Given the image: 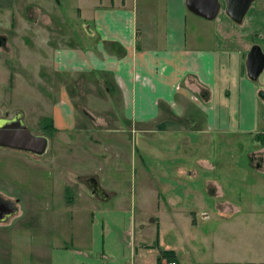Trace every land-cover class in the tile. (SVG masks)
I'll return each instance as SVG.
<instances>
[{
  "label": "crops",
  "instance_id": "1",
  "mask_svg": "<svg viewBox=\"0 0 264 264\" xmlns=\"http://www.w3.org/2000/svg\"><path fill=\"white\" fill-rule=\"evenodd\" d=\"M217 1V14L205 19L191 13L185 0H80L75 17L57 10L62 7L59 0H0V118L17 116L26 128L24 120L34 123L35 110L46 106V114L37 115L49 120L45 131L36 132L47 139L42 154L48 155L55 135L129 134L137 136L144 150L153 148L157 138L209 137L211 155L202 162L209 186L206 231L193 218L189 226L177 221L176 235L165 242L158 217L155 222L151 214L136 218L131 210L116 206L106 216L116 222L119 215L128 214V225L121 231L124 240L107 244L91 238L87 244L83 240L57 247L62 250L53 248L50 264H55L54 253L56 264H159L162 251L177 264H264V99L259 95L264 92V65L254 80L245 68L249 48L263 39L264 0H254L239 23L225 14V1ZM9 89L23 91L25 101L9 102ZM252 136L259 140L255 162L230 161L232 139ZM216 138L224 140V150ZM216 152L225 154L224 162L215 161ZM162 165L175 172L171 179L160 171L154 174L155 182L148 180L159 187L150 191L157 202L154 214L188 217L193 211L182 204V197L199 200L200 189L192 186L200 180L182 162L145 164L140 173L151 174ZM90 175L103 188V179ZM244 177H249L247 196L234 201L227 179ZM104 190L105 198L113 196L116 202L134 199L131 192ZM2 197L11 202L4 191ZM97 211L104 221L105 210ZM153 224L152 241H147L142 229ZM155 248L158 252L150 262L146 253Z\"/></svg>",
  "mask_w": 264,
  "mask_h": 264
},
{
  "label": "rangeland",
  "instance_id": "2",
  "mask_svg": "<svg viewBox=\"0 0 264 264\" xmlns=\"http://www.w3.org/2000/svg\"><path fill=\"white\" fill-rule=\"evenodd\" d=\"M59 2L62 7L57 6L58 11L66 16H76L75 6L80 4V0H59ZM256 45H259L264 51L263 39H257ZM2 61L3 56L0 53V69ZM8 92H10L9 102L15 99L18 101L26 99L23 91L16 90L15 93L9 89ZM43 92L44 90L41 88V95L44 94ZM42 105L41 108L39 107V111L35 110L34 123L24 120L26 129L32 133H36L38 130L45 131V121L49 123L47 118L37 117L39 112L44 114L47 112V107ZM0 116L3 117V75L1 71ZM121 136L118 133H110L106 136L101 133H96L95 136L83 134L79 137L67 138L55 135L51 138L52 146L48 155L41 154L39 157L24 154V151L21 150L0 147V194L2 197L4 191L12 198L11 202L6 203L7 213L0 211V264H50V253L53 248H56L57 251L62 250L59 248H69L83 240L87 244L91 238L107 244L115 243V239L124 240L121 231H124L122 229L128 225V214L126 217L119 215L116 222L108 220L106 216L107 213L113 212L112 210L116 209V206H123L127 210H131L130 216L134 215L136 218L142 214H146L147 217L151 214L154 216L155 222L158 217L164 228L162 239L165 242L172 241L176 235L175 222L177 221L181 225L189 226L193 218L197 227L201 231H206L209 186L207 165L202 162H207L211 155L208 135L205 133L197 135V137L179 135L176 138L171 136L157 138L152 141L151 147L153 148H145L146 150L137 143V136L135 138L130 137L129 134ZM254 137L233 138L232 142L229 141L231 142L229 146L232 147L228 152L229 160L232 158L246 163L249 159L255 162L258 156L255 146L257 147L259 144V140L257 141ZM216 139L218 140L217 144L220 145V151L224 150L226 144L224 140ZM178 140L181 141L178 142ZM79 146L83 151L79 150ZM239 148L242 150L241 152ZM100 154L103 156L100 157ZM258 154L260 153L258 152ZM224 160L225 154L216 152L215 161L224 162ZM172 162H182L200 180L199 185L192 186L194 189L199 187V200L191 199L186 195L182 197V204L193 211V214L189 213L188 217L167 218L164 216V211L154 214L157 202L153 200L150 191L154 192L159 187L155 185L156 183L150 185L148 180L155 182L158 176L154 174L160 171L164 173L162 176H170L171 179V175L175 172L172 166L165 168V165H162V170H150L151 174L148 175L140 173L139 167L145 164L152 167V164L155 163L168 164ZM197 162H201L199 167L196 166ZM194 166L196 168L192 170L191 168ZM90 173L103 179L104 182L101 183L103 190L108 188L126 194L131 192L134 199L127 198V200L116 202L113 196L102 199L91 195L86 184V179L94 176ZM183 175L186 176V168ZM227 180L229 183L232 182L233 191L230 195L234 201H237L236 198L247 196L249 184L245 180L248 181L249 177H244L243 181ZM246 184H248L247 187ZM161 195L159 192V200ZM16 197H20L21 200H15ZM0 204L3 205L1 198ZM245 204L250 205L246 201ZM100 209L105 210L104 221L101 220V213L96 212ZM5 214L8 216L3 218ZM154 224L146 225L142 229L141 234L147 241H152ZM100 225H102L101 229ZM99 234L102 235V238L98 236ZM137 236L138 230H136L135 238ZM125 242L127 241L125 240ZM157 252V248L148 253L145 252L150 262L154 260ZM56 258L57 253H54L53 263L55 262V264ZM163 259L168 258L163 257L160 262Z\"/></svg>",
  "mask_w": 264,
  "mask_h": 264
},
{
  "label": "water",
  "instance_id": "3",
  "mask_svg": "<svg viewBox=\"0 0 264 264\" xmlns=\"http://www.w3.org/2000/svg\"><path fill=\"white\" fill-rule=\"evenodd\" d=\"M225 14L235 23L241 22L245 12L254 0H224ZM186 8L193 14L205 19H212L219 10L217 0H185ZM264 40V34H263ZM264 65V53L259 45L253 44L245 57L246 76L254 80L261 72ZM259 95L264 99V92ZM17 116L12 118H0V147H7L34 154H42L47 146V139L42 135L30 133L20 122ZM86 184L92 195L105 198L106 194L101 190L93 177L86 179Z\"/></svg>",
  "mask_w": 264,
  "mask_h": 264
},
{
  "label": "flooded vegetation",
  "instance_id": "4",
  "mask_svg": "<svg viewBox=\"0 0 264 264\" xmlns=\"http://www.w3.org/2000/svg\"><path fill=\"white\" fill-rule=\"evenodd\" d=\"M6 203H7V202H3V205H1L2 203L0 204V211H3V213H7V212H6V208H7V207H6V205H7ZM7 209H8V208H7ZM9 211H10V210H9ZM9 213H10V212H9ZM9 213H8V214H9ZM8 214H5V216H4L3 218L7 217Z\"/></svg>",
  "mask_w": 264,
  "mask_h": 264
},
{
  "label": "built area",
  "instance_id": "5",
  "mask_svg": "<svg viewBox=\"0 0 264 264\" xmlns=\"http://www.w3.org/2000/svg\"><path fill=\"white\" fill-rule=\"evenodd\" d=\"M160 264H177V262L173 259H163L162 262H160Z\"/></svg>",
  "mask_w": 264,
  "mask_h": 264
},
{
  "label": "trees",
  "instance_id": "6",
  "mask_svg": "<svg viewBox=\"0 0 264 264\" xmlns=\"http://www.w3.org/2000/svg\"><path fill=\"white\" fill-rule=\"evenodd\" d=\"M47 120H48V118H47ZM48 121H49V120H48ZM48 124H49V123L45 121V126H46V127H47ZM47 129H49V128H47ZM48 131H49V130H48ZM161 255H162L163 257H166V258L169 259V253H168V252H166V251H162V252H161Z\"/></svg>",
  "mask_w": 264,
  "mask_h": 264
}]
</instances>
